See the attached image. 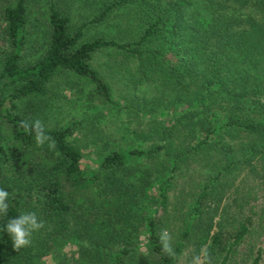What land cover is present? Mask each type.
Returning a JSON list of instances; mask_svg holds the SVG:
<instances>
[{
    "label": "trees",
    "instance_id": "obj_1",
    "mask_svg": "<svg viewBox=\"0 0 264 264\" xmlns=\"http://www.w3.org/2000/svg\"><path fill=\"white\" fill-rule=\"evenodd\" d=\"M98 54L139 87V146L124 152L96 125L90 174L82 122L42 118L62 77L88 87L90 106L112 102ZM35 119L55 150L20 128ZM244 169L264 176V0H0V264H56L55 244L70 242L80 264H178L202 248L211 264H264V201L258 237L250 218L234 214L225 231L211 214ZM22 212L45 226L14 250L4 226ZM162 229L175 257L161 251Z\"/></svg>",
    "mask_w": 264,
    "mask_h": 264
},
{
    "label": "rangeland",
    "instance_id": "obj_2",
    "mask_svg": "<svg viewBox=\"0 0 264 264\" xmlns=\"http://www.w3.org/2000/svg\"><path fill=\"white\" fill-rule=\"evenodd\" d=\"M95 61L96 66L100 68L101 73L110 84L112 102L103 105L104 107L102 104L90 106L87 94H85L88 87L83 86V92H80L77 90V86L71 87L67 78L62 77L54 84L58 99H55L52 108L44 112L42 118L48 125L62 124L69 120L82 122L83 128L77 131L75 141L82 147L84 153L81 164L90 174L95 169L91 158L97 153L95 141L92 140L95 137L92 128H95L96 125H102L101 130L103 129L107 135L117 139L124 152H129L130 147L139 146V143L133 140V134L130 133V129H139V118L134 112L139 109V87L126 86L120 71L111 73L108 66L113 61L106 54H98ZM129 104H131V110L128 109ZM99 112H101V116L98 117ZM130 159L145 163V159L132 154ZM195 166H198V162L193 161L181 169L179 189L187 187L188 177L195 175V173H191V169ZM230 189L226 198L222 199L211 213L214 216L215 225H221L225 231H230L234 224V214L237 220L250 218L255 229L252 236L258 237V233L262 229L261 223H263L261 209L264 201V176L253 177L247 169H244L236 176ZM170 194L173 200L178 191L170 192ZM76 246L77 244L74 242L55 244L53 255L56 264H80ZM192 257L193 252L187 250L180 256L178 264H191Z\"/></svg>",
    "mask_w": 264,
    "mask_h": 264
},
{
    "label": "clouds",
    "instance_id": "obj_3",
    "mask_svg": "<svg viewBox=\"0 0 264 264\" xmlns=\"http://www.w3.org/2000/svg\"><path fill=\"white\" fill-rule=\"evenodd\" d=\"M20 128L27 134H34L35 144L38 148H42L47 144L49 150H55L56 141L46 134L45 126L40 119L34 121L21 120ZM9 193L0 188V215H6L9 204L7 203ZM44 222L40 220L35 212H22L15 218L8 220L4 226V231L11 238L14 250H20L31 246L33 233L44 228ZM159 242L161 251L169 256L175 257L176 252L172 246V236L167 229H162L159 233ZM191 264H211V258L205 249H201L200 253L194 255Z\"/></svg>",
    "mask_w": 264,
    "mask_h": 264
}]
</instances>
